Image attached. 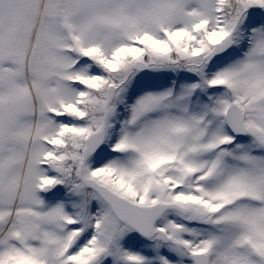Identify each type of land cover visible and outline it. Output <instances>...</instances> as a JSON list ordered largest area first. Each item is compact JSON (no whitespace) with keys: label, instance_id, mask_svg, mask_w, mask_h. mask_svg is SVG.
Segmentation results:
<instances>
[{"label":"snow or ice","instance_id":"1","mask_svg":"<svg viewBox=\"0 0 264 264\" xmlns=\"http://www.w3.org/2000/svg\"><path fill=\"white\" fill-rule=\"evenodd\" d=\"M0 264H264V0H0Z\"/></svg>","mask_w":264,"mask_h":264}]
</instances>
